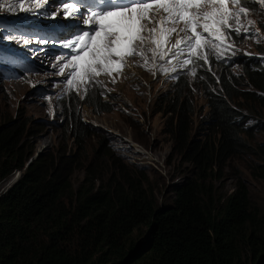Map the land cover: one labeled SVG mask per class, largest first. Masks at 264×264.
<instances>
[{"label": "trees", "instance_id": "16d2710c", "mask_svg": "<svg viewBox=\"0 0 264 264\" xmlns=\"http://www.w3.org/2000/svg\"><path fill=\"white\" fill-rule=\"evenodd\" d=\"M191 72L193 81L180 75L160 99L171 152L189 164L162 205L145 176L130 177L111 156L104 138L83 165L92 131L73 113L75 152L45 154L28 165L32 153L22 141L29 128L19 116L0 117V184L21 173L0 195V264H264V209L243 181L228 195L216 185L229 162L244 155L255 157L247 169L264 184V146L250 141L257 129L264 132V57L193 60ZM194 90L208 111L193 133L203 111ZM77 168L86 175L75 187Z\"/></svg>", "mask_w": 264, "mask_h": 264}, {"label": "rangeland", "instance_id": "374dc122", "mask_svg": "<svg viewBox=\"0 0 264 264\" xmlns=\"http://www.w3.org/2000/svg\"><path fill=\"white\" fill-rule=\"evenodd\" d=\"M21 2L28 11L20 9ZM37 3L40 7H36ZM63 4L60 0H0V117L13 121L19 116L29 128L30 135L23 138L22 144L27 147V152L32 153L28 160L32 162L45 154L57 156L63 151L75 152L73 125L77 121L73 122V113L92 131L84 141L86 152L82 154L86 159H83V165L90 162V151L96 150L99 139L104 138L111 156L128 169L130 177L145 176V182L152 187L158 204L162 205L172 199V185L181 184L188 175L189 164L171 152L172 141L165 132L167 116L160 107V99L173 91L172 85L181 74L193 81V75L188 76L193 60L208 65L217 60L227 63L238 53L264 57L259 54L264 48V0H235V3L224 0V7L230 12L238 10L237 5L245 7L246 14L239 17L240 25L229 20L231 27L228 29L217 30L210 26L209 31H218L215 37L224 42L214 40L203 29H197L203 32L198 41L199 49H193L190 54L185 49L179 55H172L177 52L172 45L176 39L191 35V32H179L178 37L176 31H170L173 27L171 21L158 23L160 16L164 15L162 11L152 12V9H158V5L149 7L144 13L145 19L137 18L134 22L133 34H142L146 38L144 42L135 41L138 54L126 56L122 62L108 68L111 74L101 71L94 79L84 76L90 53L74 62L70 50L62 45L92 27L95 21L86 23L89 16L81 20L76 13L65 16ZM207 11L216 10L210 8ZM105 23L123 25L126 22L112 16ZM141 23L147 29H156L150 40L147 39V30L141 33ZM174 27L178 31L184 25L181 22ZM237 27L239 35L235 31ZM128 47L124 46L125 49ZM179 47L182 48L183 44ZM76 63L80 66L78 70L73 67ZM58 66L63 67V72ZM232 69L240 74L237 65ZM73 71L75 76L70 75ZM130 76H133L132 80L128 79ZM241 88L250 90L245 85ZM196 91H193L195 106L203 109L200 114L206 113L205 97ZM200 114L195 116L193 133L194 127L202 120ZM250 141L253 146H264V132L257 129ZM255 162V157L250 155L233 159L224 178L216 185L220 193L228 195L241 180L246 184L254 205L264 209V184L255 180L247 169L248 164ZM108 165L110 170L112 166ZM20 174L14 171L0 184V195L8 184L20 178ZM85 175L83 168H77L71 182L76 187Z\"/></svg>", "mask_w": 264, "mask_h": 264}, {"label": "snow or ice", "instance_id": "6c2138e0", "mask_svg": "<svg viewBox=\"0 0 264 264\" xmlns=\"http://www.w3.org/2000/svg\"><path fill=\"white\" fill-rule=\"evenodd\" d=\"M150 3L158 4V9H152L153 13L158 11L164 13V15L160 16L158 23L162 24L165 21H171L173 27L170 31H176L178 37L179 32H191V35L176 39L172 47L177 48V52L172 53V55L183 54L185 49L190 54L193 49H199L198 41L203 37V32H209L210 36L218 34V31L210 32V26L216 27L217 30L228 29L231 27L229 20L233 21L235 25H240V15L246 14L245 7L239 5H237L238 10L230 12L224 7V0H219V3H217V0H165L163 3H160V0H102L103 7L99 11L93 9L89 14V19L85 21L86 23H92L94 19L95 23L93 26L77 34L74 40L62 45L63 48L70 50L69 55L74 62L79 61L85 54L90 53V59L85 62V77L94 79L101 71L108 72V68L113 64L122 62L126 56L138 54L135 41L139 39L144 42L146 38L142 34H133L134 22L137 18L141 21L145 19L144 13L149 11L148 6ZM233 3H235V0H233ZM86 4L87 0H65L62 5L64 15L71 16L76 13L83 20L85 19L87 8L80 10L79 7H73V5L83 6ZM201 5L203 10H201ZM19 7L24 11L29 10L25 9L23 2L19 3ZM36 7H40V4L37 3ZM210 8L216 11L208 12L207 9ZM128 13H131V15H127ZM137 13H139V17H137ZM37 14L41 15L43 13ZM112 16H117L120 21H125L126 23L123 25L105 23ZM181 22L184 27L177 31L174 25ZM251 23L249 21V24ZM139 28L141 33L144 30L149 32V37L147 38L149 40L151 39V33L156 31V29H147L144 23H141ZM197 29H203V32H198ZM235 31L239 35L238 27ZM253 35L256 34L254 33ZM182 44L183 47H179ZM125 45L129 47L125 49ZM71 53H75V55ZM163 58L162 54L161 59ZM73 67L78 70L80 66L76 63ZM59 71L63 72V67H59ZM108 74L111 73L108 72ZM70 75L75 76V71L71 72Z\"/></svg>", "mask_w": 264, "mask_h": 264}, {"label": "clouds", "instance_id": "9594fccd", "mask_svg": "<svg viewBox=\"0 0 264 264\" xmlns=\"http://www.w3.org/2000/svg\"><path fill=\"white\" fill-rule=\"evenodd\" d=\"M213 39L216 40V41L219 40V38H217V37H215V36H213ZM233 58H234V57H233ZM230 59H232V58H230ZM217 62H220V61L217 60ZM224 63H225V62H224ZM228 63H230V61H228V62L225 63V64H228ZM190 67H191V66H190ZM191 74H192V72L190 71V73L188 74V76H190ZM181 75H182V74H181ZM205 114H206V113H202V114L199 115V117L202 118V120H203V119H205ZM195 116H196V115H195ZM29 163H30V162H28V164H29ZM28 164H27V165H28Z\"/></svg>", "mask_w": 264, "mask_h": 264}, {"label": "water", "instance_id": "95a60500", "mask_svg": "<svg viewBox=\"0 0 264 264\" xmlns=\"http://www.w3.org/2000/svg\"><path fill=\"white\" fill-rule=\"evenodd\" d=\"M28 164V163H27ZM9 183V182H8ZM14 183V180L10 183V184H8L6 187H5V189L7 190V189H9V187L12 185ZM7 184V183H6ZM6 190H4V192L6 191Z\"/></svg>", "mask_w": 264, "mask_h": 264}, {"label": "bare ground", "instance_id": "6f19581e", "mask_svg": "<svg viewBox=\"0 0 264 264\" xmlns=\"http://www.w3.org/2000/svg\"><path fill=\"white\" fill-rule=\"evenodd\" d=\"M163 2H165V1H163ZM217 41H219V42H224V41H222V40H217ZM129 80H132L133 79V76H130L129 78H128ZM136 148H138L137 146H135Z\"/></svg>", "mask_w": 264, "mask_h": 264}]
</instances>
